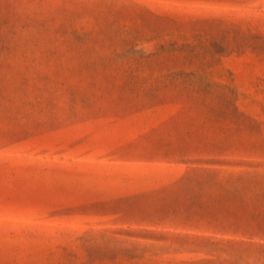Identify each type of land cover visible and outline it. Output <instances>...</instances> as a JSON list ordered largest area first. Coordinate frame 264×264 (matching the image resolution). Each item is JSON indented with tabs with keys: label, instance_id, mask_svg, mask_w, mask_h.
<instances>
[{
	"label": "rangeland",
	"instance_id": "obj_1",
	"mask_svg": "<svg viewBox=\"0 0 264 264\" xmlns=\"http://www.w3.org/2000/svg\"><path fill=\"white\" fill-rule=\"evenodd\" d=\"M0 264H264V0H0Z\"/></svg>",
	"mask_w": 264,
	"mask_h": 264
}]
</instances>
